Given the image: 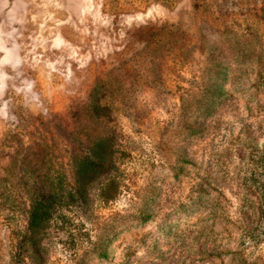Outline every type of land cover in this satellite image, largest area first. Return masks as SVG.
Listing matches in <instances>:
<instances>
[{
  "label": "rangeland",
  "instance_id": "374dc122",
  "mask_svg": "<svg viewBox=\"0 0 264 264\" xmlns=\"http://www.w3.org/2000/svg\"><path fill=\"white\" fill-rule=\"evenodd\" d=\"M0 264H264V0H0Z\"/></svg>",
  "mask_w": 264,
  "mask_h": 264
},
{
  "label": "trees",
  "instance_id": "16d2710c",
  "mask_svg": "<svg viewBox=\"0 0 264 264\" xmlns=\"http://www.w3.org/2000/svg\"><path fill=\"white\" fill-rule=\"evenodd\" d=\"M106 139L101 137L98 142L91 148L90 153L85 155L81 161L77 163L78 175H86L87 172L94 167V169L106 168L110 156L108 151L104 149ZM72 194V192L70 193ZM33 197L30 209L28 211V230L24 236L29 250L32 252L39 251L41 249L40 237L45 229V225L49 222L53 216V207L56 208V202L52 198V195H36Z\"/></svg>",
  "mask_w": 264,
  "mask_h": 264
}]
</instances>
